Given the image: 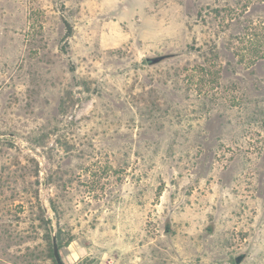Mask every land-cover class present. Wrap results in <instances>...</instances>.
I'll return each mask as SVG.
<instances>
[{"label":"rangeland","instance_id":"obj_1","mask_svg":"<svg viewBox=\"0 0 264 264\" xmlns=\"http://www.w3.org/2000/svg\"><path fill=\"white\" fill-rule=\"evenodd\" d=\"M223 3L0 0V264H54L46 230L63 264H264V59Z\"/></svg>","mask_w":264,"mask_h":264},{"label":"trees","instance_id":"obj_2","mask_svg":"<svg viewBox=\"0 0 264 264\" xmlns=\"http://www.w3.org/2000/svg\"><path fill=\"white\" fill-rule=\"evenodd\" d=\"M252 1L264 4V0H236L232 5L229 0H224L222 4L224 43L228 49L233 50V54L238 58L237 61L246 65H254L257 61L264 59V19L260 15L254 17L248 13L247 8ZM220 11L217 8L211 9V12L216 15L220 14ZM203 21L207 22L204 17ZM214 46L212 45L209 50L215 54ZM63 236L61 230L55 233L58 248L72 240L71 238L64 240ZM52 237L51 231L46 230L45 239L49 245V254L54 264H58L54 260Z\"/></svg>","mask_w":264,"mask_h":264},{"label":"water","instance_id":"obj_3","mask_svg":"<svg viewBox=\"0 0 264 264\" xmlns=\"http://www.w3.org/2000/svg\"><path fill=\"white\" fill-rule=\"evenodd\" d=\"M163 58L164 57L162 55L161 56H156V57H148L147 61H148L149 64H155V63L161 61ZM52 244H53V254H54L55 260L57 261L58 264H63V262H62V260L60 258L59 248H58V245H57V242H56L55 235H53V237H52ZM243 258H244L243 254L238 255L235 258L236 264H239L242 261Z\"/></svg>","mask_w":264,"mask_h":264}]
</instances>
